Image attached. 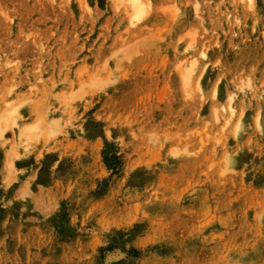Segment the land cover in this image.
<instances>
[{
    "label": "rangeland",
    "instance_id": "374dc122",
    "mask_svg": "<svg viewBox=\"0 0 264 264\" xmlns=\"http://www.w3.org/2000/svg\"><path fill=\"white\" fill-rule=\"evenodd\" d=\"M0 264H264V0H0Z\"/></svg>",
    "mask_w": 264,
    "mask_h": 264
}]
</instances>
